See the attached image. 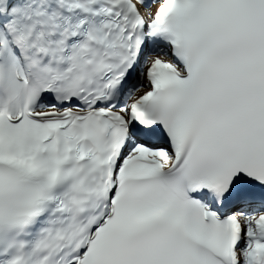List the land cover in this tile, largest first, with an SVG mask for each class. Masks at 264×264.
I'll return each instance as SVG.
<instances>
[{
    "label": "snow or ice",
    "instance_id": "snow-or-ice-1",
    "mask_svg": "<svg viewBox=\"0 0 264 264\" xmlns=\"http://www.w3.org/2000/svg\"><path fill=\"white\" fill-rule=\"evenodd\" d=\"M0 264H264V0H0Z\"/></svg>",
    "mask_w": 264,
    "mask_h": 264
}]
</instances>
